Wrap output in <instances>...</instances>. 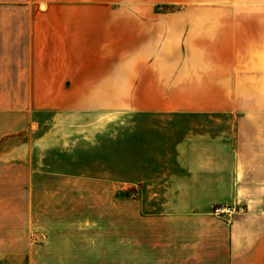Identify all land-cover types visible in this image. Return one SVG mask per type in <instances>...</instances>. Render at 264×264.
I'll list each match as a JSON object with an SVG mask.
<instances>
[{"label": "crops", "instance_id": "0c3cea01", "mask_svg": "<svg viewBox=\"0 0 264 264\" xmlns=\"http://www.w3.org/2000/svg\"><path fill=\"white\" fill-rule=\"evenodd\" d=\"M254 8L0 0V264H264Z\"/></svg>", "mask_w": 264, "mask_h": 264}, {"label": "rangeland", "instance_id": "374dc122", "mask_svg": "<svg viewBox=\"0 0 264 264\" xmlns=\"http://www.w3.org/2000/svg\"><path fill=\"white\" fill-rule=\"evenodd\" d=\"M182 9H178V8H175V7H166V8H163V9H157L156 10V13H158V14H168V13H175V12H177V11H181ZM243 11V10H242ZM244 11H247V12H249L250 14H264V9L262 10V9H256V8H254V9H246V10H244ZM243 11V12H244ZM116 12V11H115ZM74 135H70L69 137H73ZM147 136H148V139H160V134L159 133H148L147 134ZM164 136H162L161 138H163ZM65 141H64V146H65V148H63V147H61V150L63 151V152H59V151H57L56 152V163H61V162H63V161H73V160H75L76 158H75V155H74V153L73 152H71V147H73V145H72V143H70L72 140H75L74 138H72V139H64ZM99 143V141L98 140H96V138H93L92 140H88V142H90L91 143V145H96V146H94L95 148H94V151L95 150H98L99 151V149H100V145L99 144H96L97 142ZM89 143V144H90ZM112 142H109V140L108 139H104L103 140V144H104V148H108V147H110V146H112V144H111ZM77 144L75 143V146H76ZM86 145V144H85ZM77 147V146H76ZM83 145H80L79 146V148L80 149H83ZM61 168V167H60ZM62 169H66V167H62ZM136 192V189H134V190H130V191H128L127 193L128 194H131L132 192ZM160 207V206H159Z\"/></svg>", "mask_w": 264, "mask_h": 264}, {"label": "built area", "instance_id": "2783aa9c", "mask_svg": "<svg viewBox=\"0 0 264 264\" xmlns=\"http://www.w3.org/2000/svg\"><path fill=\"white\" fill-rule=\"evenodd\" d=\"M235 209H232L230 207H218L216 209H214V214L215 215H228L231 214L232 212H234Z\"/></svg>", "mask_w": 264, "mask_h": 264}]
</instances>
